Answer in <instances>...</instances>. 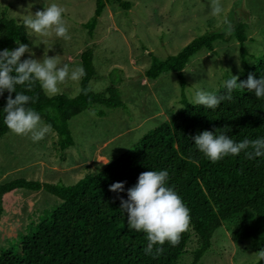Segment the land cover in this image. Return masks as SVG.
<instances>
[{"label":"trees","instance_id":"16d2710c","mask_svg":"<svg viewBox=\"0 0 264 264\" xmlns=\"http://www.w3.org/2000/svg\"><path fill=\"white\" fill-rule=\"evenodd\" d=\"M114 2L124 10L131 8V4L123 0H96L92 17L84 24L89 38H92L105 7ZM246 27V23L238 22L229 31V38H234L240 45L241 81L247 80L249 74L256 79L264 76V55L253 66L245 59L244 44L249 41ZM27 34L23 24H17L2 14L0 51L20 43ZM217 40L225 41V34L207 31L176 55L165 60L152 59L145 77L155 80L163 73H174L181 90L182 108L96 175L84 177L73 185L24 178L0 183V216L3 197L16 190H43L62 200V204L32 233L24 236L15 248L0 253V264H175L185 253L188 232L181 235L176 246L165 242L163 255L153 258L144 251L148 243L146 233L130 230L127 213L121 209L120 197L128 198L127 190L137 184L142 172L162 170L169 173L167 186L174 188L190 209L192 230L199 237L192 264H197L210 250L212 237L223 221L246 211L252 212L254 219L233 231L232 241L254 240L259 243L261 251L264 250V157L249 160L241 152L238 156L228 155L213 163L195 146L196 135L204 131L216 134L218 129L236 142L245 138H264V98L257 99L254 91L234 90L232 101H222L214 110L193 105L185 96L183 70L200 51L212 52ZM93 60L92 49L80 54L86 75L80 79L79 92L72 98L65 95L49 97L39 82L31 92L25 91V86H16L17 91L38 96V100L29 106L39 112L45 124L51 125L62 151L74 145L69 129L72 118L87 110L104 117L106 109L125 107L114 84L102 92L91 90L85 94L96 76ZM215 92L224 95L226 89L222 85ZM15 95L12 93L13 98ZM7 96V91L0 96V140L10 132L4 123ZM116 182H126L123 192L110 191V185ZM260 264H264V260H260Z\"/></svg>","mask_w":264,"mask_h":264},{"label":"rangeland","instance_id":"374dc122","mask_svg":"<svg viewBox=\"0 0 264 264\" xmlns=\"http://www.w3.org/2000/svg\"><path fill=\"white\" fill-rule=\"evenodd\" d=\"M95 1L0 0V19L4 14L17 24H23L24 16L52 3L64 7L63 18L70 39L57 37L54 32L38 35L27 29V38L8 50L26 44L31 51L21 61L30 58L32 53L31 58L43 59L46 51L50 57L58 55L60 64H68L72 69L81 66L80 54L92 49L96 76L90 88L93 92H102L114 84L125 105L109 110L97 106L106 111L104 117L87 110L72 118L69 129L74 145L64 151L57 145L58 137L53 130L38 142H33L30 135H17L10 130L0 140V183L24 178L73 185L99 173L182 108L181 90L174 73H163L155 80L145 77L152 59L165 60L176 55L207 31L224 33L225 41L214 42L212 52L204 50L194 55L183 70L185 96L190 103L197 89L217 91L231 75L241 76L240 45L229 38V31L238 22L247 24L249 41L244 48L249 65H255L264 55V0H244L248 12L245 17L236 11L239 0H221L225 11L220 16L211 14V0H123L131 8L124 10L115 2L107 5L89 38L84 24L93 15ZM225 18L231 24L230 30L224 23ZM79 84L80 80H66L55 95L72 98L78 94ZM61 201L43 190L22 189L6 194L0 216V253L15 248ZM253 219L252 212L246 211L223 221L212 237L210 250L197 264H260L258 242L232 241V232ZM187 232L185 253L175 264L193 262L199 237L192 230V224Z\"/></svg>","mask_w":264,"mask_h":264},{"label":"clouds","instance_id":"9594fccd","mask_svg":"<svg viewBox=\"0 0 264 264\" xmlns=\"http://www.w3.org/2000/svg\"><path fill=\"white\" fill-rule=\"evenodd\" d=\"M211 14L220 16L224 13L221 0H211ZM66 9L56 3L47 5L43 10L24 16L23 25L26 29L38 35L48 36L53 32L57 37L70 39L68 26L63 18ZM224 23L231 29V24L225 18ZM26 44H19L14 50L0 51V96L8 92L4 123L17 135L31 137L33 142L45 138L52 131L50 124H45L42 117L30 103H35L37 97L25 94L31 92L39 82L46 95L52 96L60 91L59 85L66 80L79 81L86 75L83 66L70 69L68 64H60L57 56L50 57L45 51L43 59L30 58L21 61L26 52L30 53ZM15 73V74H13ZM17 85L25 86V91H17ZM226 94L217 95L215 91L197 89L191 97V104L201 105L207 109H216L222 101H232L234 90L255 92L257 99L264 98V76L256 79L249 74L247 80L241 81L239 76L231 75L224 81ZM92 89L85 90V94ZM12 93H16L13 98ZM228 126L226 125L225 128ZM196 148L211 162L222 158L238 156L244 152L249 160L264 157V138L247 139L236 142L224 132L217 130L216 134L204 131L194 137ZM72 147V146H71ZM169 173L162 171H145L138 177V182L127 190V199L120 197L121 209L127 213V223L130 230L146 233L147 247L145 253L158 258L163 255L165 242L171 246L179 244L181 235L188 231L191 225L190 209L174 188L167 186ZM126 182H116L110 185V191L123 192ZM159 245V247H155ZM258 257L264 260V250Z\"/></svg>","mask_w":264,"mask_h":264},{"label":"water","instance_id":"95a60500","mask_svg":"<svg viewBox=\"0 0 264 264\" xmlns=\"http://www.w3.org/2000/svg\"><path fill=\"white\" fill-rule=\"evenodd\" d=\"M236 6H238V9L236 10L238 14L245 17L248 12L244 8V0H239Z\"/></svg>","mask_w":264,"mask_h":264}]
</instances>
